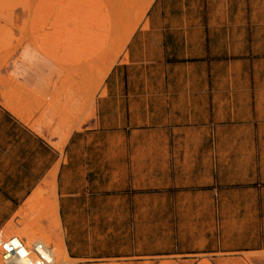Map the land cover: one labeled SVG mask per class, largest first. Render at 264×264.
Returning <instances> with one entry per match:
<instances>
[{
	"label": "crops",
	"instance_id": "1",
	"mask_svg": "<svg viewBox=\"0 0 264 264\" xmlns=\"http://www.w3.org/2000/svg\"><path fill=\"white\" fill-rule=\"evenodd\" d=\"M6 49L0 237L68 264H264V0H149L97 85Z\"/></svg>",
	"mask_w": 264,
	"mask_h": 264
},
{
	"label": "rangeland",
	"instance_id": "2",
	"mask_svg": "<svg viewBox=\"0 0 264 264\" xmlns=\"http://www.w3.org/2000/svg\"><path fill=\"white\" fill-rule=\"evenodd\" d=\"M148 1L0 0V44H6V61L16 57L18 72L25 73L33 58H42L56 71L86 72L97 85ZM11 234L25 237L19 231ZM34 241L51 248L54 264H68L58 240L39 233L28 236L25 244Z\"/></svg>",
	"mask_w": 264,
	"mask_h": 264
},
{
	"label": "built area",
	"instance_id": "3",
	"mask_svg": "<svg viewBox=\"0 0 264 264\" xmlns=\"http://www.w3.org/2000/svg\"><path fill=\"white\" fill-rule=\"evenodd\" d=\"M0 264H54V256L43 242L26 245L16 236L0 237Z\"/></svg>",
	"mask_w": 264,
	"mask_h": 264
}]
</instances>
